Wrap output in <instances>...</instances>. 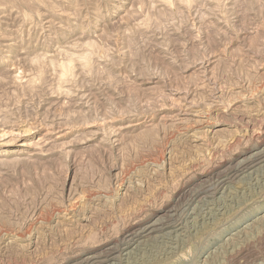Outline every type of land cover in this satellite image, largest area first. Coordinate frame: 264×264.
<instances>
[{"label":"rangeland","instance_id":"rangeland-1","mask_svg":"<svg viewBox=\"0 0 264 264\" xmlns=\"http://www.w3.org/2000/svg\"><path fill=\"white\" fill-rule=\"evenodd\" d=\"M263 144L264 0H0V264H264Z\"/></svg>","mask_w":264,"mask_h":264},{"label":"bare ground","instance_id":"bare-ground-1","mask_svg":"<svg viewBox=\"0 0 264 264\" xmlns=\"http://www.w3.org/2000/svg\"><path fill=\"white\" fill-rule=\"evenodd\" d=\"M66 77V76H65ZM234 164V163H233ZM232 166V165H231ZM230 166V167H231ZM234 166V169L231 173V176L232 178H237L239 177L240 175L244 174V172H247L249 171V173H247V175H243L244 176H248L249 177V180L251 179V177L254 175V173L260 171L261 169L264 168V144L261 145V147H257L256 149H254L253 151H251L247 156H243L242 158H240V160H237V162L235 163ZM229 168V167H228ZM228 170V169H227ZM264 170V169H263ZM262 171V170H261ZM223 172V171H222ZM228 174V173H227ZM219 176V175H218ZM260 176V175H259ZM239 179V178H238ZM227 180V179H226ZM230 180L233 181V179L230 178ZM237 180V179H236ZM236 182V181H235ZM258 182V181H257ZM223 181L220 182V184H222ZM219 184V185H220ZM224 184V183H223ZM227 184V183H226ZM218 185V186H219ZM229 185V184H228ZM227 185V186H228ZM258 185V184H257ZM222 186V185H221ZM220 186V187H221ZM236 186V185H235ZM229 187V186H228ZM227 187V188H228ZM229 189V188H228ZM232 189V188H231ZM223 191V190H222ZM232 193V192H231ZM203 195V194H202ZM229 195V194H228ZM200 199V198H199ZM203 201V200H202ZM201 201V202H202ZM214 200H212L213 202ZM210 203V202H209ZM203 204V203H202ZM205 205V204H203ZM201 207V205H200ZM209 208V207H208ZM193 209V208H192ZM200 209V208H199ZM203 209V208H202ZM194 210V209H193ZM210 210V208H209ZM199 211V210H198ZM204 211V210H203ZM192 212V211H191ZM195 213V211H194ZM203 213V212H202ZM193 214V213H192ZM211 214V213H210ZM167 215V214H166ZM204 215V214H203ZM158 216V215H157ZM156 216V217H157ZM169 216V214H168ZM199 216V214H198ZM155 217V218H156ZM159 217V216H158ZM171 217V216H170ZM202 217V216H201ZM160 218V217H159ZM162 218V216H161ZM165 218V216H164ZM169 218V217H168ZM154 219V218H153ZM149 220L146 222L145 221V226H143L144 223H141V224H134L132 227H130L128 230H126L125 234L123 235V238H122V242L121 244H125L124 247H122L123 250H125L129 244H133V243H143V239L146 238V237H149L151 235L152 232H155V231H158V230H161L162 227L165 226L166 222L163 223L161 220L157 219V220ZM163 221L165 219H162ZM194 220V219H193ZM175 230V228H174ZM171 231V230H170ZM159 233V232H158ZM167 234L168 237L169 234L168 233H165ZM164 234V235H165ZM160 235V234H159ZM163 235V236H164ZM171 235V234H170ZM162 236V237H163ZM166 236V235H165ZM153 237H154V234H153ZM157 237V236H155ZM152 238V237H151ZM155 239V238H154ZM152 239V240H154ZM160 239V238H159ZM148 240V239H147ZM165 241V240H164ZM163 242V241H162ZM112 247V244L110 245ZM109 246V248L111 249V247ZM116 246V244H115ZM117 246H118V243H117ZM122 246V245H121ZM141 246V245H140ZM143 246V245H142ZM135 247V246H134ZM133 247V248H134ZM138 247V246H137ZM114 250V248H112ZM103 254L106 253L107 251L109 250H105L103 249ZM132 251V250H131ZM128 253V251H126ZM126 252H122L121 253V250L119 251H109L107 252L106 254H104L103 256H101V252L100 253H97V252H93L91 253L89 256L87 257H84L83 256V261L84 263L83 264H100L102 262H105L109 259H113V260H118V258L120 256H123V255H127ZM130 252V251H129ZM134 252V251H133ZM90 253V252H89ZM118 254V255H116ZM129 254V253H128ZM102 257V258H101ZM124 257V256H123ZM122 257V258H123ZM101 258V259H100ZM127 258V256H126ZM120 259V258H119ZM112 260V261H113ZM76 261V260H75ZM110 261V262H112ZM77 263V262H76ZM116 263V262H115ZM118 263V262H117ZM75 264V263H74ZM78 264V263H77Z\"/></svg>","mask_w":264,"mask_h":264}]
</instances>
